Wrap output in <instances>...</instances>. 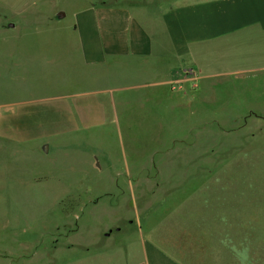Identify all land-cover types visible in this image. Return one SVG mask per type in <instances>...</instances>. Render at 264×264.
Wrapping results in <instances>:
<instances>
[{
	"label": "rangeland",
	"instance_id": "rangeland-1",
	"mask_svg": "<svg viewBox=\"0 0 264 264\" xmlns=\"http://www.w3.org/2000/svg\"><path fill=\"white\" fill-rule=\"evenodd\" d=\"M34 1L44 13L17 12ZM87 1L0 0V115L7 104L91 87L68 38ZM194 83H170L173 93L145 104L161 111L138 106L121 128L109 120L57 137L46 152L0 136V264L81 261L83 243L112 245L116 232L97 242V230L112 218L126 224L134 209L186 218L195 203L204 212L246 199L264 206V88L240 75ZM126 170L127 181L111 183Z\"/></svg>",
	"mask_w": 264,
	"mask_h": 264
},
{
	"label": "crops",
	"instance_id": "crops-1",
	"mask_svg": "<svg viewBox=\"0 0 264 264\" xmlns=\"http://www.w3.org/2000/svg\"><path fill=\"white\" fill-rule=\"evenodd\" d=\"M41 8L27 2L17 12L44 13ZM68 38L69 57L86 70L91 87L7 104L0 136L48 148L57 137L109 120L121 128L138 106L161 111L145 104L161 103L173 82L199 86L240 75L264 88V0H90L73 11ZM127 171L123 180L111 174V183L127 181ZM247 201L208 212L195 203L186 218L163 208L134 209L126 224L112 218L97 230V242L116 232L112 245L98 243L94 252L95 241L83 243L85 258L65 264L94 256L99 264H264V206Z\"/></svg>",
	"mask_w": 264,
	"mask_h": 264
},
{
	"label": "water",
	"instance_id": "water-1",
	"mask_svg": "<svg viewBox=\"0 0 264 264\" xmlns=\"http://www.w3.org/2000/svg\"><path fill=\"white\" fill-rule=\"evenodd\" d=\"M60 15L63 16L64 13L61 12ZM42 149L46 152V151L48 150L47 145L45 144V145L42 147ZM97 165H98V162H97Z\"/></svg>",
	"mask_w": 264,
	"mask_h": 264
}]
</instances>
